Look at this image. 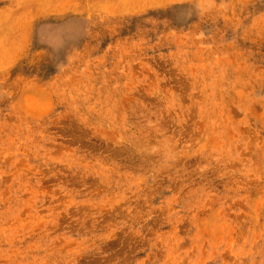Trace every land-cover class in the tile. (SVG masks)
Instances as JSON below:
<instances>
[{
  "label": "rangeland",
  "instance_id": "374dc122",
  "mask_svg": "<svg viewBox=\"0 0 264 264\" xmlns=\"http://www.w3.org/2000/svg\"><path fill=\"white\" fill-rule=\"evenodd\" d=\"M0 264H264V0H0Z\"/></svg>",
  "mask_w": 264,
  "mask_h": 264
}]
</instances>
